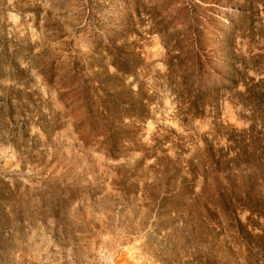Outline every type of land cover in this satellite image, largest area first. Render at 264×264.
<instances>
[{
	"label": "rangeland",
	"instance_id": "obj_1",
	"mask_svg": "<svg viewBox=\"0 0 264 264\" xmlns=\"http://www.w3.org/2000/svg\"><path fill=\"white\" fill-rule=\"evenodd\" d=\"M117 24H132L127 38L154 98L112 158L100 136L77 133L80 108L64 92L75 84L71 61L92 57ZM196 28L206 85H222L235 55L249 66L262 54L254 66L264 68V0H0V264H247L220 211L206 213L204 200L172 211L161 200L158 154L190 156L203 134L223 144L219 122L249 125L226 89L201 118L177 114L161 75ZM217 188L208 202H220ZM209 219L223 226L207 229Z\"/></svg>",
	"mask_w": 264,
	"mask_h": 264
},
{
	"label": "trees",
	"instance_id": "obj_2",
	"mask_svg": "<svg viewBox=\"0 0 264 264\" xmlns=\"http://www.w3.org/2000/svg\"><path fill=\"white\" fill-rule=\"evenodd\" d=\"M110 30L112 37L96 44L92 57L71 61L66 77L75 84L64 93L80 108L73 116L77 133L84 139L100 136L107 154L117 158L124 153V141L132 137L134 127L150 118L154 93L142 78L146 71L133 48L135 42L127 38L134 31L132 24H117ZM192 35L186 58L181 52L169 55L161 75L172 91L181 121L201 118L220 89H226L249 112V125L237 128L219 122L216 133L223 136V144L215 142V134H203L201 146L190 156L158 154V160L166 161L161 177L167 190L161 200L172 211L198 206L204 200L206 213L220 211L224 226L241 234L247 264H264V68L254 66L262 54L251 55L253 64L249 66L243 62L244 56L237 61L235 55L229 75L221 78L222 85H206L200 80L206 71L203 57L208 55L201 44V29L196 28ZM214 182L217 204L208 202L213 198L210 186ZM204 222L207 229L223 226L218 219Z\"/></svg>",
	"mask_w": 264,
	"mask_h": 264
}]
</instances>
